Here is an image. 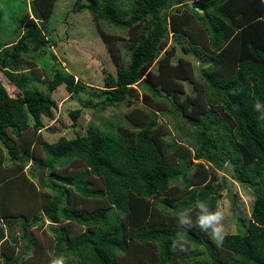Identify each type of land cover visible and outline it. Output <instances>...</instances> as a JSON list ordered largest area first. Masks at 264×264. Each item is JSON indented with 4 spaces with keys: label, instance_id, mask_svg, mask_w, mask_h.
I'll use <instances>...</instances> for the list:
<instances>
[{
    "label": "trees",
    "instance_id": "16d2710c",
    "mask_svg": "<svg viewBox=\"0 0 264 264\" xmlns=\"http://www.w3.org/2000/svg\"><path fill=\"white\" fill-rule=\"evenodd\" d=\"M56 1L34 0L13 42L4 38L0 27V72L17 89L11 96L0 79V156L6 150L21 164L5 169L0 158V246L5 241L3 226H13V216L23 214L31 220L21 224L27 249L34 245L29 229L47 220L56 236V254L77 264H121L118 259L126 256L134 264H221L222 252L231 255L226 264H264V118L258 119L264 117V1L75 0L72 13L91 14L117 68L116 77H105L100 109L131 104L133 97L143 106L125 115L128 127H119V132L113 124L104 130L90 126L86 135L40 142L45 155L40 159L32 138L44 129L45 118H54L58 106L53 94L61 86L72 95L85 90L74 76L56 73L42 91L22 73L23 55L43 50L50 42L47 24ZM172 7L176 12L170 14ZM102 23L128 33L133 46L129 64L122 55V39L105 32ZM171 33L173 40L179 39L175 42L187 40L184 54L199 59L198 78L185 58L173 63ZM185 84L193 92L183 98ZM160 99L171 105L168 112L185 115L197 126L194 152L167 143L169 132L159 122L166 104ZM257 99L261 107L254 111ZM80 115L81 110L71 114L75 123ZM31 159L46 167L41 186L54 194L39 191L25 176ZM194 160L219 169L231 164L238 180L255 193L246 231L227 234L218 248L194 220L190 228L178 224L179 211L195 212L198 199L216 209L208 177L187 178ZM79 164L82 170L70 174ZM181 177L183 193L169 199L179 192L172 185ZM91 200L105 206L85 207ZM177 233L183 241L173 247ZM184 241L187 251L180 250ZM200 247L212 253L211 261L202 260ZM19 262L10 257L4 264Z\"/></svg>",
    "mask_w": 264,
    "mask_h": 264
},
{
    "label": "rangeland",
    "instance_id": "374dc122",
    "mask_svg": "<svg viewBox=\"0 0 264 264\" xmlns=\"http://www.w3.org/2000/svg\"><path fill=\"white\" fill-rule=\"evenodd\" d=\"M33 1L0 0V27L5 39L13 42L17 38L15 34L16 27L25 13L32 12ZM74 2L75 0L56 1L52 16L47 24L46 36L47 40L50 41L49 44L43 50L32 51L22 57V73L31 79L32 87H38L42 91L46 90L47 82L56 73L72 75L78 83L85 86L84 92L80 94H69L65 86L59 87L53 94V99L58 106L54 110V118L52 120L45 118L44 129L32 138L34 151L40 159L45 158L40 142L56 143L62 137L73 139L78 134L86 135L90 126H96L104 130L111 127L110 124H113L115 126L114 131L119 132V127H128L125 115L133 108L143 106L140 100L133 97L130 99L131 104L126 101L118 107H111L105 111L100 109V103L104 99L105 77L107 74L116 77L117 68L97 30L94 18L88 11L72 13ZM168 12L171 14L176 11L172 7ZM102 27L105 32L119 36L122 39L120 41L122 55L124 62L129 64L133 46L129 42L128 33L112 28L106 23H102ZM177 40L179 39L173 40V34L171 33L169 46L173 42L176 49V57L173 63L175 64L179 57L185 58L191 63L195 76L198 78L202 74V64L199 63V59L195 54H184L183 45L189 46L186 39L183 38L182 41L175 42ZM0 79L9 94L14 97L17 89L8 82L3 72H0ZM139 89L140 92H143L141 88ZM185 89L186 94L182 95L183 98L193 92L192 86L189 84H185ZM151 96L154 97L153 94ZM160 100L166 102L165 99ZM171 108V105L166 104L165 110L159 113L160 124L164 125L169 132L168 137H166L167 143L170 145L178 143L194 152L198 147L193 138L196 129L198 130L197 126L189 121L185 115L168 112ZM77 110H81V115L78 122L75 123L71 114ZM0 158L3 160V168L5 169H15L21 166L20 163L11 160L6 150L3 152V158L1 156ZM201 163L204 164V168L199 167ZM184 166H187V164ZM82 168L83 165L79 164L76 168H72L69 173L76 175ZM177 168L181 169V166ZM44 172H46V167L40 166L34 159H31L24 174L35 183L39 191L54 194L52 189L41 186V175ZM47 175H49V172L45 174V179H47ZM204 176L208 177V186L212 189L211 197L216 200V209L219 208L225 213L224 224L228 234L235 235L239 232H245L251 220L255 193L238 180L233 166L229 163L223 169H219L205 160H194L193 166L187 169V178L191 180L192 178ZM97 184L100 185L98 182ZM184 185L183 177H181L178 182L172 185V189L178 188L179 192L169 199L176 200L183 193ZM82 199L84 198L80 197L81 202ZM85 203L87 204L85 207L89 209H94L96 205L105 206V203L98 204L93 200ZM19 212H16V214ZM196 214V211L192 212L191 217L194 221ZM13 220L15 221L13 226H3L5 241L0 246V264H4L10 257L18 258L20 260L18 264H49L50 259L55 257H63L64 264H68L69 260L71 261L72 258L65 256V254H56L57 240L49 221H41L29 229L28 235L34 245L31 249H27L28 242L24 237L21 224H31V220L25 218L23 214L13 216ZM203 234L218 248V245L208 233L203 232ZM199 250L204 254L201 257L202 260L211 261V252L203 247H200ZM49 252L52 253V256L48 255ZM230 257V254L222 252L218 259L221 264H226ZM118 260L121 264H134V260L127 256ZM71 264H77V261H71Z\"/></svg>",
    "mask_w": 264,
    "mask_h": 264
},
{
    "label": "clouds",
    "instance_id": "9594fccd",
    "mask_svg": "<svg viewBox=\"0 0 264 264\" xmlns=\"http://www.w3.org/2000/svg\"><path fill=\"white\" fill-rule=\"evenodd\" d=\"M261 107L260 101L257 99L254 104V111L258 110ZM264 117H258L262 119ZM194 208L197 212L195 225L203 232H206L210 235L211 239L217 244L221 245L228 234L226 226L224 224L225 213L217 208L216 210H211L209 206L202 200H197L195 202ZM193 208H182L178 213V224L181 228H190L193 226V220L191 213ZM183 241V236L180 233H177V237L173 239V247H176L177 243ZM183 243H180V250L187 251L188 249L184 247ZM49 256H52V253H48ZM49 264H64L63 257H55L50 259Z\"/></svg>",
    "mask_w": 264,
    "mask_h": 264
},
{
    "label": "crops",
    "instance_id": "0c3cea01",
    "mask_svg": "<svg viewBox=\"0 0 264 264\" xmlns=\"http://www.w3.org/2000/svg\"><path fill=\"white\" fill-rule=\"evenodd\" d=\"M264 1V0H263ZM6 35V34H5Z\"/></svg>",
    "mask_w": 264,
    "mask_h": 264
}]
</instances>
